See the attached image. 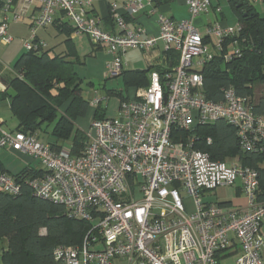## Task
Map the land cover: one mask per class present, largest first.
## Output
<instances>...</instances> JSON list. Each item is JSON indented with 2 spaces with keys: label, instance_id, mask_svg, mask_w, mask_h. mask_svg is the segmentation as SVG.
<instances>
[{
  "label": "built area",
  "instance_id": "obj_1",
  "mask_svg": "<svg viewBox=\"0 0 264 264\" xmlns=\"http://www.w3.org/2000/svg\"><path fill=\"white\" fill-rule=\"evenodd\" d=\"M142 1L127 0L125 10L136 14ZM34 3L39 11L30 16L27 51L46 46L36 41V32L53 24L60 12L76 35L88 36L112 56L106 78L122 74L127 67L124 55L131 49L148 55L162 45L164 53L179 55L176 65L163 75L152 71L147 87L121 101L117 118H92L81 154L54 149L30 132L7 130L0 118V150L27 155L44 170L28 182L34 195L62 204L70 218L92 226L82 245L55 247V264H219L229 251L238 253L236 264H264V200H259L257 169L238 159H213L195 146V128L218 120L235 129L242 150L257 151L264 143V111L255 113L250 100L231 87L224 89L219 102L203 93L202 68L217 54L225 61L240 55L235 37L241 25L216 21L202 33L195 19L212 10L211 0H186L191 18L185 20L158 13L155 36L145 35L140 26L132 29L119 13V32L106 31L92 14L93 0H3L1 43L13 41L9 14L18 20ZM113 8L116 11V5ZM102 101L95 94L90 107L96 109ZM238 182L246 206L205 199L217 188ZM0 190L19 194L21 185L14 176L0 173Z\"/></svg>",
  "mask_w": 264,
  "mask_h": 264
},
{
  "label": "trees",
  "instance_id": "obj_2",
  "mask_svg": "<svg viewBox=\"0 0 264 264\" xmlns=\"http://www.w3.org/2000/svg\"><path fill=\"white\" fill-rule=\"evenodd\" d=\"M153 1L160 4L164 0ZM230 4L241 25L240 35L235 37L240 41L241 53L229 61L217 54L202 68L203 93L207 99L219 102L224 99V89L231 87L239 96L250 100L255 113H261L264 111V16L244 0H231ZM63 29L67 36L64 53L52 54L46 46L25 52L15 64L18 76L12 82V93H0V99L10 97L11 110L18 119L16 131L30 132L40 139L39 133L48 135L47 143L57 150L71 141L70 150L77 155L83 152L87 139L77 128V121L89 113L95 119L107 117L105 107L100 104L91 110L90 99L83 96V79L75 70L80 56L70 38L74 28L66 22ZM231 41L226 40L224 45ZM149 72L150 69L125 68L120 76L125 86L134 91L150 84ZM119 92L121 101L130 96ZM255 93H258L256 99ZM51 124L53 128L49 132ZM195 133V146L213 159H238L242 165L257 169L259 200H264V143L257 151L242 150L235 129L224 120L198 126ZM6 172L0 163V173ZM43 173L42 168L26 167L13 175L21 185L19 194L0 190L1 264H55L56 246L82 245L92 229L87 221L70 218L62 204L34 195L28 182Z\"/></svg>",
  "mask_w": 264,
  "mask_h": 264
},
{
  "label": "crops",
  "instance_id": "obj_3",
  "mask_svg": "<svg viewBox=\"0 0 264 264\" xmlns=\"http://www.w3.org/2000/svg\"><path fill=\"white\" fill-rule=\"evenodd\" d=\"M2 1L3 0H0V20L3 16L1 9ZM14 1L15 3L17 2V0ZM211 1L212 10L209 13L202 15L198 19V23H203V26L205 27L204 32H202L199 28L202 33H206L207 26L216 21H220L223 24H228L231 26H236L239 24L238 16L231 4L230 6L233 16H231L230 18L229 14L225 10V7L223 6L222 0ZM228 1L229 3H231V0ZM244 1L255 7L256 10L263 16L264 0ZM126 2L127 0H93L92 14L97 16L101 20L102 27L106 31H109L111 33L119 32L118 26L115 22V16L116 13L122 14L124 15L125 20L132 29L140 26L145 29V35L148 36H155L159 34V24L157 20L158 13H163L176 20H185L191 18L186 0H164L160 4L155 3L153 0H143L142 7L134 15L127 13V11L125 10ZM113 5H116V11H114ZM261 6H263L262 9ZM217 8H221V12L218 13ZM38 11V3H34L30 11H28L26 15L18 20H12L11 22H9L8 33L13 37V41L10 44L6 45L0 42V93H12V82L18 76V73L15 69V64L18 59L25 52H27V49L24 46V42L31 39L32 36L30 16L33 13H38ZM206 17L208 18L206 19ZM66 22H68L72 26L70 21L64 18L63 14L59 12L53 24H51L47 28H41L37 30L36 41H43L52 54L64 53V51L66 50L64 41L67 36L63 28L64 23ZM70 38L75 43L79 56L81 49L85 48L86 43L90 44L91 46L90 52H94L97 49H106L102 45L93 43L91 39L86 35H76L74 30L71 33ZM212 41H215V39L212 38ZM208 42L211 44V41ZM134 52H140V54L142 53V55L144 54V57H142V59L145 63L143 65L139 64V66H134L133 64L126 62V70L150 69V72L148 74L149 78L152 71L157 70L159 72H164L167 67L174 66L179 61L178 54L173 52V54L164 53L162 45H158V47L153 49L148 55L140 49L133 50L132 53ZM133 56L134 55H132L131 57ZM130 62H133V60H131ZM257 97L258 93H255L254 98L256 99ZM90 116L93 118L92 113L90 114ZM0 118H2L4 122L3 128L10 131L16 130L18 126V119L11 110L10 97L8 96L0 99ZM33 162L34 160L31 157L23 155L20 152L14 151L12 149L6 148L0 150V163H2L7 169L6 173L12 176L29 166L34 168H42L40 164L39 166H35ZM232 187H236V185ZM236 190L238 194L244 195L241 189V185L237 186ZM206 200L210 201V199ZM228 201L232 203L230 205L231 207H240L244 205L243 199ZM120 262L121 260H117L115 264H119Z\"/></svg>",
  "mask_w": 264,
  "mask_h": 264
},
{
  "label": "rangeland",
  "instance_id": "obj_4",
  "mask_svg": "<svg viewBox=\"0 0 264 264\" xmlns=\"http://www.w3.org/2000/svg\"><path fill=\"white\" fill-rule=\"evenodd\" d=\"M222 3L223 6L225 7L226 12L229 14V17L231 18V16H233V13L229 1L222 0ZM259 3H263V2H259ZM262 7L263 6H261V9ZM8 17H9V22H11L13 20L12 13H10ZM199 17L195 20V24L201 29L202 32H204L205 27L203 26V23L201 24L198 23ZM207 18L208 17H206V19ZM90 50H91L90 44L86 43L85 48L81 49L80 51L81 61L76 63L75 65V70L77 71L78 75L83 79V85H82L83 96L86 99H90L93 96H95V94H97L99 97L103 99L101 105L105 107L106 117L117 118L119 116V109L121 103V96L119 94L120 93L119 91H123V93L126 95L127 93L131 94L132 90H129V88L125 86L122 76L106 78L107 63L112 59V56L106 51V49L104 48L97 49L94 52H90ZM133 50L136 49H131L125 53L124 61L131 63L134 66H139V64L143 65L145 63L142 59V57H144L143 56L144 54L142 55V53L140 54V52L132 53ZM132 55L134 56L131 57ZM131 60H133V62H130ZM109 89H115L117 92L109 94L108 92ZM91 122H92V117L90 116L89 113L87 117L83 119H79L76 123L77 128H79V130L86 135L87 139L85 140V146L88 143L87 133L90 129ZM48 128H49L48 131L51 132L53 128V124H51ZM39 135L41 137V140L47 142L48 135H45L43 133H39ZM70 145H71V141L65 143V147L68 149H70ZM33 163L35 164V166H39L40 164L38 160H34ZM239 185L240 183L238 182L236 187ZM236 187H232V186L219 187L213 192H210L209 193L210 196H206L205 199H210V201L212 202H223L228 200L243 199L244 205L242 206H246L248 203L247 197L245 195L238 194ZM183 197H185V195ZM1 253H2V246L0 245V264L2 263ZM237 257H238V253L229 251L220 260L219 264H236ZM263 257H264V253H263ZM119 264H127V262L121 260Z\"/></svg>",
  "mask_w": 264,
  "mask_h": 264
},
{
  "label": "water",
  "instance_id": "obj_5",
  "mask_svg": "<svg viewBox=\"0 0 264 264\" xmlns=\"http://www.w3.org/2000/svg\"><path fill=\"white\" fill-rule=\"evenodd\" d=\"M241 12V11H240ZM245 15H247V14H245Z\"/></svg>",
  "mask_w": 264,
  "mask_h": 264
}]
</instances>
